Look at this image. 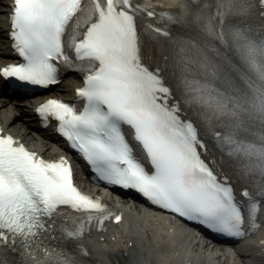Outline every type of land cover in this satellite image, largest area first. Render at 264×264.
<instances>
[{"label": "snow or ice", "instance_id": "1", "mask_svg": "<svg viewBox=\"0 0 264 264\" xmlns=\"http://www.w3.org/2000/svg\"><path fill=\"white\" fill-rule=\"evenodd\" d=\"M140 13L131 0H11L22 59L0 74L44 86L60 66L79 70L77 102L48 97L36 112L58 121L96 176L241 236L264 201V0H179L159 13L175 34L146 23L170 38L151 54ZM112 215L76 186L66 157L45 160L0 129V243L22 264H85L67 239Z\"/></svg>", "mask_w": 264, "mask_h": 264}, {"label": "bare ground", "instance_id": "2", "mask_svg": "<svg viewBox=\"0 0 264 264\" xmlns=\"http://www.w3.org/2000/svg\"><path fill=\"white\" fill-rule=\"evenodd\" d=\"M178 4L179 0H151L145 3L174 10ZM0 35H5L1 27ZM7 53L8 50L0 45V63L7 61ZM76 82V78H66L49 95H68ZM40 99L34 97L26 100L23 107L6 100L1 101L0 123L6 130L22 137L44 153L57 155L61 148L40 136L36 116L30 113V103ZM13 116L17 118L16 121H13ZM81 181L88 182L86 179ZM92 190H96V187H92ZM106 196L124 211V223L110 225L99 235L92 229L83 236L69 239L72 245H82L87 250L90 261L98 264H264V248L259 250V246L264 245L259 242L260 239L264 240V232L259 239H249L243 252L226 251V246L222 244L208 247L202 239L193 237L192 230L187 233L182 224L165 214L148 209L139 202L117 199L109 192ZM20 260L18 253L0 248V264H16Z\"/></svg>", "mask_w": 264, "mask_h": 264}]
</instances>
